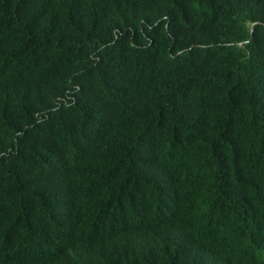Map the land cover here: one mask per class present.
<instances>
[{"label":"trees","instance_id":"obj_1","mask_svg":"<svg viewBox=\"0 0 264 264\" xmlns=\"http://www.w3.org/2000/svg\"><path fill=\"white\" fill-rule=\"evenodd\" d=\"M0 264H264V0H0Z\"/></svg>","mask_w":264,"mask_h":264}]
</instances>
